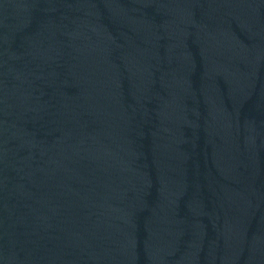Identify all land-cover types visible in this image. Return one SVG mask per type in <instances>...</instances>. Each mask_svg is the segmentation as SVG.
<instances>
[{
    "label": "water",
    "instance_id": "water-1",
    "mask_svg": "<svg viewBox=\"0 0 264 264\" xmlns=\"http://www.w3.org/2000/svg\"><path fill=\"white\" fill-rule=\"evenodd\" d=\"M0 264H264V0H0Z\"/></svg>",
    "mask_w": 264,
    "mask_h": 264
}]
</instances>
